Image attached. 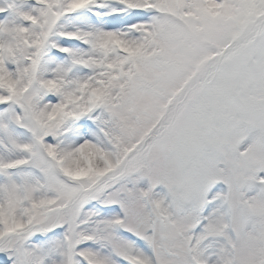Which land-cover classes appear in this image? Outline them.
<instances>
[{
  "label": "snow or ice",
  "instance_id": "6c2138e0",
  "mask_svg": "<svg viewBox=\"0 0 264 264\" xmlns=\"http://www.w3.org/2000/svg\"><path fill=\"white\" fill-rule=\"evenodd\" d=\"M0 264H264V0H0Z\"/></svg>",
  "mask_w": 264,
  "mask_h": 264
}]
</instances>
